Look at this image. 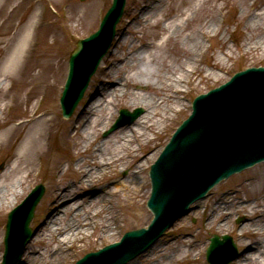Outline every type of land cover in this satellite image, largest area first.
I'll list each match as a JSON object with an SVG mask.
<instances>
[{
    "label": "bare ground",
    "instance_id": "obj_1",
    "mask_svg": "<svg viewBox=\"0 0 264 264\" xmlns=\"http://www.w3.org/2000/svg\"><path fill=\"white\" fill-rule=\"evenodd\" d=\"M166 1L145 0L138 5L134 16L135 22L140 26L153 25L158 28V33L166 34L165 41L161 44L150 43L137 36V30H124L114 58L102 66L90 99L80 109L76 122L62 128L56 122L54 108L45 109L35 104L38 94L48 88L55 91V83L57 85L59 82L56 80L48 84V69H51L52 56H47L45 52L39 54L40 60L36 62L40 69L32 80L30 78L34 83V93L26 94L23 99V93H27L22 90L25 85L17 87L18 91H11L13 84L22 78L21 72L26 73L25 67H20V64L31 44L34 26H40L39 20L36 23L37 14L22 28H18L14 35L7 36V45L1 47L6 53L0 64V117L14 104L13 100L18 103L30 101V106L24 110L17 123H13V120L2 122L1 127L4 130L0 133V140L13 137L22 127L25 131L22 145L10 163L6 176L0 182V211L11 206L9 197L16 199L22 194L24 180L31 175L30 169L44 154L46 141L56 129H62L66 138L74 140L73 146L76 145L80 150L77 152L80 153V158L76 159L72 166L63 165L59 159L53 161L52 169L56 181L49 196V208L39 222L37 233L20 264H59L64 259L65 252L72 246L71 243L85 238L88 234L93 236L91 230H96V235H111L117 217L111 216L107 208L97 205V201L102 197L115 199L124 213L130 215H136V211L141 208L144 183L139 176L144 166L154 160L159 152L154 135L158 134L160 125L182 110V87L184 84L190 88L195 86V76L201 71L200 58L206 47L204 38L215 34L219 27L220 10L215 4L204 23L183 36L181 32L192 21L196 6L192 16L186 17L182 22H173L174 16L185 13L182 8L187 4V0H168L169 6L164 11ZM23 7L21 0H0V18L4 16L6 19V23L3 21L0 25L2 27L5 23V33ZM251 9L253 12L247 15L246 25L257 29L264 21V9L260 13L255 12L259 9L256 3L252 4ZM128 36L132 37L131 41ZM177 38H181L180 43H177ZM258 41H248L246 50L260 49L264 54L263 30ZM151 49L155 52L151 53ZM209 62L211 65V61ZM211 76L205 71L198 76L199 82ZM59 77L61 72H58L57 79ZM7 81L11 83L10 87H6ZM30 81L23 80V83ZM136 85L145 86L147 91H134ZM117 98L128 101L130 105L142 107L144 113L131 126L121 128L112 138L97 143L94 136L108 125L112 116L108 105ZM100 113L103 115L99 116ZM124 158L131 159V162L124 163ZM179 162L183 165L185 160ZM119 164L121 168L128 169L125 178L110 174L101 186L92 183L99 174L106 173L108 168ZM66 170L80 176L83 183L77 181L73 186H65L60 175ZM251 175L247 178L248 193L240 202L246 221L238 230L237 236L242 239L241 253L234 264H264V241H259V238H264V221L260 219L263 216L260 208L264 207V166L253 170ZM76 190L84 191L83 199L72 195ZM217 200L213 204L209 201L205 205V225L208 228L219 229L224 226L226 207L230 205L231 199L222 197ZM102 201L106 202L107 199ZM187 243H190V249L184 248ZM193 247V240L184 239L169 255L163 253L160 261L162 264H180L189 258ZM197 255L191 256L193 261L197 259Z\"/></svg>",
    "mask_w": 264,
    "mask_h": 264
},
{
    "label": "rangeland",
    "instance_id": "obj_2",
    "mask_svg": "<svg viewBox=\"0 0 264 264\" xmlns=\"http://www.w3.org/2000/svg\"><path fill=\"white\" fill-rule=\"evenodd\" d=\"M21 1H23L24 7L21 9L22 11L18 17L13 21L12 26L7 30V34L5 33L6 29L3 28L6 23V19L4 16L0 18V24L3 21L5 22L2 27L0 25V64L6 53L1 47L7 45V36L14 35L18 28H22V26L26 25V23L37 14L35 19L36 23L37 20L40 21V26L37 28L34 26V30H32L31 44L25 52V56L20 64V67H25L26 73L24 72L23 74V72H21L22 76L18 74V76L22 78L18 81V83L15 82L13 84L11 91H18L17 87L25 85L22 90L27 93H23V99L26 94L29 95L30 92L34 93V90L32 89L34 83L30 81V78L32 80L34 74L40 69L37 63L38 60H40L39 54L41 52H45L47 56H52V64L50 66L51 69H48L50 76L48 78V84H52L56 80L59 82L57 85L55 83V86H57L55 91L51 89H47L48 91L45 90L42 95V100L37 102H39L41 108L55 109L57 115L56 122L60 128L76 122V117L78 116L80 109L90 99V93L102 66L110 59L114 58V52L121 43L120 38L124 36V30H137V36L144 38L150 43L153 42L155 44H161L166 39V34L163 32L158 33L159 30L155 26H140L135 22V10L138 5L145 0H126L122 17L116 27V37L113 40L109 52H107L105 57H103L96 72L91 77L85 94L72 116L69 119H63L59 106V97L61 95L67 74L68 57L71 51L75 48V43L78 39L88 36L97 29L102 15L111 4V0ZM169 3L170 1L167 0V6H165L164 11L168 8ZM253 3L258 4L259 7L258 11L255 12L260 13V11H263L264 0H217L216 2L214 0H205L204 2L201 0H187V4L182 8V11L185 13L182 15L178 13L173 17V22H182V20L186 17L192 16L195 9L194 7L196 6L197 10L191 18L192 21L188 23L185 30H182L181 32L184 36V34L188 33L189 30H194L199 25L201 26L204 23L206 16H209V13L214 9L215 4L219 7V10H221L218 14L219 27L217 31L215 34L210 36V39H208V37L206 39L204 38L206 47L201 55L202 57L200 58V60L202 59L199 63L201 71H199L198 75L195 76V86L190 88L187 84L183 85L182 89L184 93L182 95V110L178 114H173L164 124L160 125L158 134L156 133V135H154V142L157 143L159 152L154 160L144 166L143 171L139 176L141 181L144 183L141 208L136 211V215H130L128 213H124V210L120 208L119 203L115 199L102 197L97 201V205L107 208L111 216L117 217L116 224L112 226L113 230L111 235H96V230H91L90 233H92L93 236L88 234L85 238L83 237V239L71 243L72 246L65 252L64 259L59 264H74V262L81 258L85 253L116 242L125 232L146 227L149 224L152 219V214L146 208V200L150 194V181L148 177L149 167L156 160L176 127L190 114L191 102L193 98L198 94L206 93L211 88L224 83L232 76L233 73L239 70L251 66L264 65V54L261 53L260 49L246 50L245 47L248 41L258 43V39L261 37V31L263 30L264 32V29L262 28L264 27V21L261 22L260 27H257V29H252L246 25L247 15H250L253 12L251 9ZM12 4L10 6H12ZM167 23L169 22H165V24ZM137 27H139V29ZM3 33L5 34L3 35ZM179 35L182 38V35ZM181 38H177V43H180L179 41ZM128 39L131 41L132 37L128 36ZM110 51H112V53ZM149 51L151 53L155 52V50L152 49ZM208 60L211 61V65ZM205 71L210 73L212 76L205 81L199 82L198 76ZM58 72H61V77H59V79H57ZM23 80H28L30 82L23 83ZM9 84L10 82L7 81L6 87L9 86ZM133 89L134 91H141V93L147 91L145 86L136 85ZM110 102L111 103L108 107L112 116L106 128L96 132L94 139L97 143L102 140L112 138V135H114L115 132L126 127V125H124L123 127L114 130L107 136H103V133L109 129L110 125L118 117L119 109L125 108L132 111L133 109L139 107L130 105L128 101L121 100L120 98ZM13 103L14 104L3 112L0 117V133L4 130V128H2V122L7 120L14 121L16 119L18 121L23 116L24 110L30 106V101L18 103L17 100H13ZM105 114L106 112L104 111V115ZM102 115L103 113L99 114V116ZM76 125L78 124L76 123ZM56 130L57 131L49 135L46 141V150L44 151V154L37 159L36 165L30 169L31 175L24 180L22 194L16 199L9 197L11 206L0 211V263L3 253V235L8 212L18 205L29 194L34 186L38 184L43 185L44 194L35 207L33 218L29 225L35 232V236L38 230V224L44 218V215L49 208V196L51 195L53 185L56 181L52 169L53 161L59 159L63 162V165L72 166L75 160L80 158V153L77 154V152L80 151L79 148H77L76 145L73 146L75 143L74 140L67 139L62 129ZM24 131L25 128L22 127L16 134L13 135V137L0 140V182L6 176L10 163L13 162L15 154L22 145ZM124 159V163L131 162V159ZM260 166H264V162L256 164L251 168L243 170L242 172L234 174L221 181L210 190L204 199L194 203L191 206L190 212L186 216L178 219V221L175 222V224L168 231H166V233L144 254L134 259L132 261L133 263L130 262L128 264H162L160 258L163 253L169 255L175 248L180 246L183 239L193 240L195 247H193L194 250L189 258L184 259V261L180 264H207L204 256L205 248L208 246L209 238L213 234L230 235L241 253L240 245L242 239L238 237L237 234L239 228L245 223L246 217L244 216V209L240 207V202L242 197H246L249 190L247 178L252 176L251 174L253 170L259 168ZM127 170L128 169L121 168L120 164L115 167H110L106 173L99 174L96 179L92 181V183L94 185L101 186L110 174L116 177L125 178L128 173ZM60 179L67 187L73 186V184L75 185L77 181L83 183L80 176L78 177V175L74 174L70 170L64 171L60 175ZM72 195L78 199H83L84 191L76 190V192L72 193ZM72 195L71 197H73ZM222 197H228L231 199L230 205L226 207L227 214L224 216V226L219 229L216 227L208 228V226L205 225V205L209 201L210 204H213L218 201L217 199ZM104 199H107V201H102ZM108 201H110V203H108ZM260 210L263 214L260 219L264 221V207H261ZM185 233L187 234L186 236ZM30 241L26 244L23 255L19 259L18 264L22 262L23 257L26 254V249L30 246ZM259 241H264V238H259ZM196 254H198L197 259L193 261L192 257ZM234 263L235 260H233L230 264Z\"/></svg>",
    "mask_w": 264,
    "mask_h": 264
},
{
    "label": "water",
    "instance_id": "obj_3",
    "mask_svg": "<svg viewBox=\"0 0 264 264\" xmlns=\"http://www.w3.org/2000/svg\"><path fill=\"white\" fill-rule=\"evenodd\" d=\"M125 0H113L111 8L103 18L99 30L90 35L88 38L79 41L77 49L70 57L69 75L65 85L63 97L61 98L63 114L68 117L77 102L82 97L87 86L90 76L95 71L102 56L110 46L111 40L115 34V25L118 22ZM239 76V75H237ZM236 76V77H237ZM235 77V78H236ZM205 98L202 97L201 100ZM200 100V101H201ZM197 108V109H196ZM200 107L195 109L200 114ZM123 115H126L123 113ZM130 120L135 118L133 115H126ZM187 123V122H186ZM184 125L179 129L180 132ZM178 132L172 139V142L166 147L158 161L152 166V195L148 201V207L154 213V220L147 230H139L126 234L120 244H114L106 247L101 251L115 252L112 258L108 261H92L90 258L83 259L77 264H124L131 260L149 245H151L164 230L180 216L187 213V207L190 203L205 196L206 192L218 181L226 178L233 172L242 170L243 168L252 165L259 159H264V155L247 161L232 160L227 165L215 169L213 172L208 171L198 175L197 181L187 184L186 186L178 185L176 174L172 177L173 170L176 167L177 161H171V149L175 142ZM186 146L182 143L180 151ZM236 156L235 152H232ZM162 166L166 167L169 178L159 184V173ZM158 185L161 188L159 191ZM42 188L36 187L29 195L28 199L18 208L13 210L8 217L6 231V250L3 264H16L19 259L22 248L27 240L32 236L28 223L32 217V212L35 204L40 199ZM174 209H177L175 212ZM225 253V257L217 261L216 256L219 252ZM238 253L232 240L228 236H223V241H220L215 236L207 253V260L210 264H227L237 257ZM100 255H94L91 258H98Z\"/></svg>",
    "mask_w": 264,
    "mask_h": 264
}]
</instances>
